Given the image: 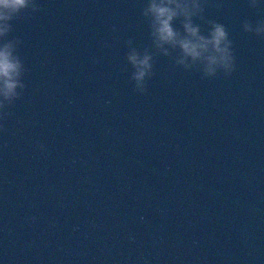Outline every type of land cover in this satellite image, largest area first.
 I'll list each match as a JSON object with an SVG mask.
<instances>
[{"label": "water", "instance_id": "water-1", "mask_svg": "<svg viewBox=\"0 0 264 264\" xmlns=\"http://www.w3.org/2000/svg\"><path fill=\"white\" fill-rule=\"evenodd\" d=\"M39 3L11 34L27 72L0 132V264H264V41L241 29L260 18L246 0L205 7L230 78L157 56L144 95L122 70L127 40L150 43L143 0Z\"/></svg>", "mask_w": 264, "mask_h": 264}, {"label": "clouds", "instance_id": "clouds-1", "mask_svg": "<svg viewBox=\"0 0 264 264\" xmlns=\"http://www.w3.org/2000/svg\"><path fill=\"white\" fill-rule=\"evenodd\" d=\"M207 4L208 0H143L139 15L147 25L150 43L138 49L132 39L127 40L126 65L122 69L127 71L131 66L129 80L134 93H147L157 56L169 58L173 68L199 72L202 79L221 74L230 78L236 71L233 41L224 24L206 18ZM246 4L260 18L245 19L241 29L264 41V3L246 0ZM41 10L39 0H0V132L6 131L4 121L26 89L27 68L18 54L22 41L11 36L13 22L30 18ZM177 23L179 27L174 26ZM201 23L207 25L206 32L202 31ZM103 46L107 47V42ZM39 147L43 150L44 146Z\"/></svg>", "mask_w": 264, "mask_h": 264}]
</instances>
